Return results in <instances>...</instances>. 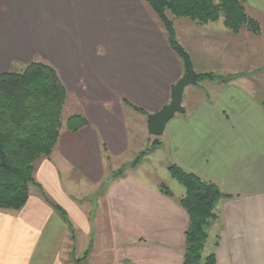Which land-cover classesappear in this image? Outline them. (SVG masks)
<instances>
[{"label":"crops","instance_id":"0c3cea01","mask_svg":"<svg viewBox=\"0 0 264 264\" xmlns=\"http://www.w3.org/2000/svg\"><path fill=\"white\" fill-rule=\"evenodd\" d=\"M244 6L259 35L173 19L193 70L219 77L194 83L198 92L185 86L184 111L152 148L166 170L174 164L225 194L202 252L213 264H264V97L253 77L264 71V0ZM33 60L55 68L88 124L62 128L35 164L39 187L29 186L22 208L0 209V264H183L185 190L168 196L159 182L125 172L138 169L131 164L142 148L125 111L138 115L146 142L151 134L146 115L121 100L154 113L182 75L155 15L143 0H0V73Z\"/></svg>","mask_w":264,"mask_h":264},{"label":"trees","instance_id":"16d2710c","mask_svg":"<svg viewBox=\"0 0 264 264\" xmlns=\"http://www.w3.org/2000/svg\"><path fill=\"white\" fill-rule=\"evenodd\" d=\"M143 2L163 29L167 45L181 64L182 74L192 76L196 83L219 76L193 70L188 52L176 38L172 18H185L204 24L222 17L223 25L233 33H238L242 27L254 35L260 32L258 21L245 11V0ZM67 103L68 92L51 65L33 60L19 68L0 73V209L22 208L29 196V186L39 187L33 177L35 164L41 157L51 154L62 128L76 132L88 124L87 118L80 112L69 111L65 115ZM121 103L146 117L148 115L125 99ZM153 143L156 147L159 140ZM145 153V150H141L131 165L140 163ZM167 170L185 190L179 198V203L189 216L183 264H213L214 255L211 253L203 256L202 252L207 228L216 217V203L225 194L216 184L203 181L174 164H169ZM122 172V168L118 169L111 178ZM159 190L165 195H172L163 183L159 184ZM45 199L64 217L59 205L46 196ZM88 252L87 249L83 258Z\"/></svg>","mask_w":264,"mask_h":264},{"label":"rangeland","instance_id":"374dc122","mask_svg":"<svg viewBox=\"0 0 264 264\" xmlns=\"http://www.w3.org/2000/svg\"><path fill=\"white\" fill-rule=\"evenodd\" d=\"M169 17H171V16L169 15ZM173 19H176V18H172V22H173ZM181 19H184V18H181ZM189 21H191V20H189ZM191 22H195V21H191ZM211 22H213L214 24L217 23V22H222L223 23L222 17H219L217 20L211 21ZM208 23L209 22L202 24V23L195 22V25H198L199 27L203 28V26L205 24H208ZM173 27H174V25H173ZM226 29H228V28H226ZM243 29H246V28L242 27L238 33H233L229 29L228 30L233 35H236V34H239ZM174 31H175V28H174ZM249 33L252 34L251 32H249ZM259 34H260V32H259ZM175 35H176V33H175ZM252 35H254V34H252ZM255 46H258V48H259V43L257 42L255 44ZM247 63H250V60L246 61V64H245L246 66L245 67H247ZM14 67L15 68H13V69H16L19 66L17 65V66H14ZM200 67L201 66H197V69L201 70ZM245 70H246V68H245ZM254 74H255L253 76L254 77V86L257 88L258 95L261 94V96L264 97V95L262 94L264 92V71L260 72L258 70H255ZM193 89L197 90V91L195 90V92L199 91V87H197L196 84H188L186 86L184 92L186 93V92H189V91H191ZM67 104L68 105H67L66 108H72V111H74V112L79 110L78 105L76 103H73V102L69 103L68 102ZM68 106H70V107H68ZM69 110L70 109H66L65 115L68 114ZM125 113H126L127 122L129 124V126L132 127L131 133H132L133 141L134 142H138L141 145V147H142L141 150H145L146 151L144 157L142 158L141 162L139 163L138 169H132V167H128V168L125 169V172L126 173H133L136 176H138L140 178H143L145 180H148V182H151V183H155V182L163 183L168 188L172 189L175 193H177V188H179L180 190H183L184 189L183 186L180 185L175 179H173L169 175V172L166 170L163 162H161L159 160V158L157 159V155H156L155 151L152 152V148H154V146H155L153 141L159 140L158 136L149 135L148 142H146V140L144 138V135H143V132H145V130L139 129V131H137L134 128V126H135L134 123H136V121L138 120V117H137L138 115L136 113H134L133 111H131V110H127V111H125ZM144 122L146 123V119L143 121V123ZM145 123H144V125H145ZM145 129H146V127H145ZM137 155H138V153L136 154V156ZM119 168L123 169V166H120ZM87 249H89V247ZM87 249H85V251ZM84 254H85V252H84ZM84 254H81L82 259H85V258H83ZM75 261L79 262V261H77V259Z\"/></svg>","mask_w":264,"mask_h":264},{"label":"water","instance_id":"95a60500","mask_svg":"<svg viewBox=\"0 0 264 264\" xmlns=\"http://www.w3.org/2000/svg\"><path fill=\"white\" fill-rule=\"evenodd\" d=\"M196 83L195 79L188 75L182 74L170 89V98L167 104L154 113L147 115V131L154 136H160L163 133L166 123L176 113H182V96L185 86Z\"/></svg>","mask_w":264,"mask_h":264}]
</instances>
